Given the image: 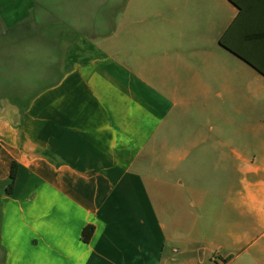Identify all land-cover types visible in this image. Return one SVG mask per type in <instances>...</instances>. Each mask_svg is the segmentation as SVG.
Wrapping results in <instances>:
<instances>
[{
  "label": "crops",
  "instance_id": "obj_1",
  "mask_svg": "<svg viewBox=\"0 0 264 264\" xmlns=\"http://www.w3.org/2000/svg\"><path fill=\"white\" fill-rule=\"evenodd\" d=\"M0 5V70L13 81L0 96L1 264H212L226 243L239 246L226 264H264V156L243 172L239 206L250 220L225 235V200L209 174L195 176L201 187L185 182L182 171L160 167L154 148L166 143L156 135L176 107L212 92L214 65L199 55L209 26L203 0ZM214 5L218 49L264 86L261 70L225 48L226 41L264 68V0H210L211 14ZM42 10L44 19L33 15L36 27L18 25ZM14 87L29 90L26 103ZM168 157L175 167L188 156ZM86 226L93 231L83 242Z\"/></svg>",
  "mask_w": 264,
  "mask_h": 264
},
{
  "label": "rangeland",
  "instance_id": "obj_2",
  "mask_svg": "<svg viewBox=\"0 0 264 264\" xmlns=\"http://www.w3.org/2000/svg\"><path fill=\"white\" fill-rule=\"evenodd\" d=\"M43 1L44 3L46 1L58 2V0ZM102 1L103 6L100 9H104L106 5L110 4V0ZM201 3L198 5L202 9ZM203 4L207 9L204 11H207L208 14L204 13L201 19L204 24H209V26L201 33L204 42L200 43V46L204 44V47L200 48L199 55L202 56L203 52L206 53L207 60L214 65L213 73L207 80L208 86L212 88L211 95L192 97L185 106L176 107V111L167 116L165 126L156 135L161 139L164 138L166 143L160 145L157 142L154 148L160 155L158 163L160 167L172 168V172L173 168L176 172L182 171L185 182L190 181L191 178L198 187H201L203 184L198 180L202 179L199 177L196 181L195 176H198L201 171L209 174L208 181H212L214 195L225 200L219 233L236 234L240 233L243 227L238 226L239 223L250 220L243 214V209L239 206L241 182L246 178L243 172L249 169L250 162L264 156V86H260L259 79L253 78L250 69L218 49L216 39L221 29V20L215 5L212 6L213 14L210 13V0H203ZM192 7L198 8L197 6ZM2 8L0 5V11ZM12 11L14 9L10 12ZM41 14L44 19L46 16L44 10L41 13L32 11L30 17L23 22H18V25H21L22 28L24 25L28 29L31 28V25L36 27L33 15L36 18ZM91 14L89 16L93 19L95 16ZM2 15L0 14V34L5 27ZM13 15L10 13L9 16ZM183 15L190 19V13L185 12ZM60 28V24L54 25L55 30H60ZM20 36L21 34L18 35V37ZM58 56H60V49L55 48L54 57ZM8 76L0 70L1 97L6 96L7 87L13 82L9 81L10 77ZM12 79L16 80L15 84L20 82L19 74L13 76ZM23 83L28 82L23 81ZM40 83V81L37 82L34 87ZM6 85L8 86L6 87ZM26 90L27 88L16 90L20 105L26 103L28 99L29 90ZM178 152L185 153L188 157L181 164L173 167L168 156ZM220 156H224L225 161H217L216 159ZM245 160H248L249 163L246 164ZM212 174L213 176H211ZM207 183L209 186V182ZM238 247L226 243L224 250L218 251L220 257L212 261V264H220L227 254L235 252ZM197 255L199 257V252Z\"/></svg>",
  "mask_w": 264,
  "mask_h": 264
},
{
  "label": "trees",
  "instance_id": "obj_3",
  "mask_svg": "<svg viewBox=\"0 0 264 264\" xmlns=\"http://www.w3.org/2000/svg\"><path fill=\"white\" fill-rule=\"evenodd\" d=\"M233 3H236V0H229ZM228 31H230V26L226 29L225 31V37L226 34L228 33ZM219 44L224 46V42L222 37L219 38ZM225 48L228 49L229 51H231L233 54H235L237 57H239L240 59H242L243 61H245L246 63L250 64L251 66H253L255 69H259L261 70L264 75V68L261 65H258L257 63H255L250 57H248L246 54L244 53H240V51H237L236 49L232 48L230 45H228V43L225 41ZM15 176H16V164L15 162L11 163L10 166V170H9V174L7 179L2 183L3 187H4V191L6 193H11L13 190V186H14V182H15ZM93 231V227L92 226H86L85 228H83L82 232H81V239L83 242H87L92 234ZM232 255H228L226 256L220 264H226L230 259H231Z\"/></svg>",
  "mask_w": 264,
  "mask_h": 264
}]
</instances>
